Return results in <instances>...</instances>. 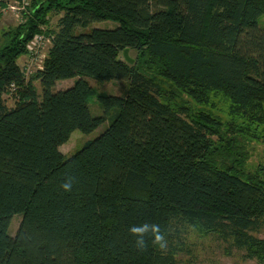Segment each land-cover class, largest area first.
I'll list each match as a JSON object with an SVG mask.
<instances>
[{
	"label": "trees",
	"instance_id": "16d2710c",
	"mask_svg": "<svg viewBox=\"0 0 264 264\" xmlns=\"http://www.w3.org/2000/svg\"><path fill=\"white\" fill-rule=\"evenodd\" d=\"M262 16L264 0H30L0 46V264H178L189 230L264 262L251 233L264 225V168L248 170L242 146L264 142ZM107 19L117 26L77 30ZM42 25L51 46L25 80L17 58ZM86 77L128 87L100 94ZM95 94L106 116L90 114ZM105 117L98 136L59 151Z\"/></svg>",
	"mask_w": 264,
	"mask_h": 264
},
{
	"label": "rangeland",
	"instance_id": "374dc122",
	"mask_svg": "<svg viewBox=\"0 0 264 264\" xmlns=\"http://www.w3.org/2000/svg\"><path fill=\"white\" fill-rule=\"evenodd\" d=\"M6 1V2H4ZM3 3L7 4L4 8L1 9L0 15V46H2L4 42V33L9 28H13L17 24L23 22L24 14L28 11V5L30 4V0H27L25 6L19 5L21 2L24 4V1L21 0H2ZM9 6V7H8ZM11 6H14L13 9H10ZM60 14L56 15L54 13L50 14L49 19V27L55 29L56 23L59 18ZM264 22V17L260 18V23ZM117 26V23L113 20H102V21H95L91 23L87 28L81 29L78 28V31H89L92 28H103V29H113ZM44 34L46 38H52L51 33L48 32V27L42 25L40 31ZM38 33V32H37ZM36 34V33H35ZM51 46V42L43 43L41 46L40 52L34 54V52L29 54L27 45L25 46V51L23 55L17 58V63L20 68H24V76L25 80H27L30 75L43 68V59L46 56L49 47ZM42 51V54H41ZM38 55V56H35ZM129 57L133 60L135 58L136 52L132 49L128 51ZM43 56V57H42ZM122 57V54H121ZM21 71V69H20ZM22 73V72H21ZM74 79H64L58 80L55 84L54 90L59 89H66L70 87ZM90 86L96 89L97 93L100 94H113V95H122L125 93L126 88L128 87V81L126 80H97L91 77L85 78ZM160 83L164 93V97L171 96L173 91L175 90L174 87L165 83L164 80L160 78V80H156ZM33 86L36 89L37 95H40V85L39 82L36 80L33 83ZM17 89L18 86L12 84L7 93L3 94V100L6 106L11 107L14 105V102L17 99ZM172 91V93L170 92ZM180 98V97H179ZM216 107L225 111L223 114V120L227 119V108L226 104L223 101H216ZM88 107L90 114L92 116L97 115H104L103 110L99 104V101L96 97V94L91 96L88 102ZM220 112V113H221ZM106 116V115H104ZM106 118V117H105ZM107 118L103 123L98 126L95 130L88 134L81 133L79 130H74L70 133L67 140L62 142L58 148L59 151L64 154L65 156L70 155L76 149L80 148L83 143L87 140L93 139L94 137L98 136L108 125ZM263 139V138H262ZM259 138V140H246L243 143L244 152L247 153V158L245 161L244 166L248 168V170H255L257 167L264 168V142ZM241 146V141L238 142ZM241 146V148H242ZM264 172V171H263ZM21 220V214H15L10 221L8 233L9 235H14L19 223ZM258 238L264 239V225L259 227L256 231L251 232ZM179 244L182 247V252L178 255V264H264V262H259L257 259H250L245 257V251L236 248L229 240H225L222 237L217 236L216 234H208V235H201L198 232L188 231L187 239L184 240L181 238L179 240Z\"/></svg>",
	"mask_w": 264,
	"mask_h": 264
},
{
	"label": "built area",
	"instance_id": "2783aa9c",
	"mask_svg": "<svg viewBox=\"0 0 264 264\" xmlns=\"http://www.w3.org/2000/svg\"><path fill=\"white\" fill-rule=\"evenodd\" d=\"M21 1L22 2L24 1V4H22L20 2L19 5L25 6L26 3H27V0H21ZM13 7L14 6H11L10 9H13ZM47 42H49V44H50L51 36H50V38H46L42 32L36 33L35 35H33V37L26 44L27 48H28V51H29V54L32 53V52H34V54H37L38 52H40V49H41V46L43 45V43H47ZM41 54H42V51H41ZM26 56H27V52H26ZM35 56H38V55H35ZM44 58H45V56H44ZM40 67L41 66H39L38 69H40ZM20 69H21L22 74L24 75L25 74L24 73V68H20ZM24 76L27 77V75H24Z\"/></svg>",
	"mask_w": 264,
	"mask_h": 264
},
{
	"label": "water",
	"instance_id": "95a60500",
	"mask_svg": "<svg viewBox=\"0 0 264 264\" xmlns=\"http://www.w3.org/2000/svg\"><path fill=\"white\" fill-rule=\"evenodd\" d=\"M128 51H129L128 48L123 49L122 58L128 63H132L134 60L131 57H129Z\"/></svg>",
	"mask_w": 264,
	"mask_h": 264
},
{
	"label": "clouds",
	"instance_id": "9594fccd",
	"mask_svg": "<svg viewBox=\"0 0 264 264\" xmlns=\"http://www.w3.org/2000/svg\"><path fill=\"white\" fill-rule=\"evenodd\" d=\"M62 187L65 189V190H70L71 188V185L69 183H65L62 185Z\"/></svg>",
	"mask_w": 264,
	"mask_h": 264
},
{
	"label": "crops",
	"instance_id": "0c3cea01",
	"mask_svg": "<svg viewBox=\"0 0 264 264\" xmlns=\"http://www.w3.org/2000/svg\"><path fill=\"white\" fill-rule=\"evenodd\" d=\"M4 2H6V1H4Z\"/></svg>",
	"mask_w": 264,
	"mask_h": 264
}]
</instances>
